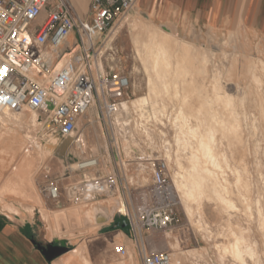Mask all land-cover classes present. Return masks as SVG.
<instances>
[{
  "label": "rangeland",
  "instance_id": "374dc122",
  "mask_svg": "<svg viewBox=\"0 0 264 264\" xmlns=\"http://www.w3.org/2000/svg\"><path fill=\"white\" fill-rule=\"evenodd\" d=\"M113 32L110 38L117 53L113 60L108 52L104 53V58L107 59L105 63L114 69H120L129 77L126 100L147 95L149 75L156 80L152 70L144 63L142 50L150 32H156L157 36L164 38L173 54V61L183 58L189 65L186 72L173 68L165 74L163 80L168 84L167 93L163 92L156 98L157 110L152 112L151 105L146 104V111L141 115L142 118L151 117L156 122L151 136L161 146L158 145L155 149L164 153L163 143L169 140L170 147L166 155L170 161L174 183H179L180 175H186L189 167L188 124L197 125L199 136L204 137L206 129L214 127V154L222 165V168L208 166L212 170V176L207 175L206 182L202 183L203 194L194 199L179 198L178 223L175 227L161 232L143 233L146 249L166 251L164 245L167 241L169 249L180 251V239L176 238L175 243L171 244L170 237L174 235L172 230H183L186 233L207 231L212 239L215 238L217 250L222 251L223 246H229L235 239V233L243 237V249L251 247L254 251L253 257L245 251L244 260L252 264H264V65L261 64L264 61L259 55L244 53L234 44V38L210 33L183 36L141 16H134L132 12L129 13L128 20ZM73 40L74 37L71 36L69 42L72 43ZM186 47L188 49L185 51ZM175 84L178 87L177 95ZM185 96L187 99H184ZM180 108L186 113H192V117L187 119L178 116ZM212 113L214 118L210 116ZM31 114V111L26 110L21 116L15 113L4 115L0 127L6 130L7 136L15 144H22V155H36L44 146L49 148L50 153L37 158L29 174L32 179L30 185L7 183L9 178L15 179L9 170L12 149L0 156L4 159V167L0 169V210L7 212L10 210L8 206H13L19 212L22 208L28 216L34 214L38 221L44 212L50 228L56 216L62 231L75 232L73 236L57 235L58 238L68 239L70 246L84 247L101 225H111V221L118 219L117 203L119 198L123 199L121 189L86 203L76 204L68 196L69 185L81 180L83 174L94 175L95 171L103 174L107 169L109 158L101 126L97 123L98 125L85 132L84 123H78L74 137L62 141L48 136L41 125L27 123V116ZM42 117L37 113L38 120H42ZM90 118L92 121L96 120L95 114ZM178 125H182L184 131L185 143L182 149H177L175 143ZM194 143L196 144L195 140ZM90 157L98 161L97 168L87 171L72 168ZM177 161L185 170L178 167ZM127 176L141 184L149 180L147 169L135 171L132 164L129 165ZM50 185L58 187L60 196L57 200L48 196L47 188ZM4 187L5 191L2 192ZM130 193L134 195L135 191L131 190ZM35 195L38 200L33 198ZM224 195L232 201L233 206H228L220 199ZM32 200L38 203V207L30 214L26 207L35 205ZM88 209L93 210L92 219L85 216ZM77 212L79 214L75 216ZM98 214L105 215V218L102 217L100 221ZM41 223L40 221L43 226ZM106 227L108 226L103 229ZM107 243L112 251L114 245H120L113 238H109ZM138 244L139 242L137 246ZM133 247L136 248L131 244L128 253L132 252ZM230 250L221 254L220 262H225L227 257L234 264H243Z\"/></svg>",
  "mask_w": 264,
  "mask_h": 264
},
{
  "label": "built area",
  "instance_id": "2783aa9c",
  "mask_svg": "<svg viewBox=\"0 0 264 264\" xmlns=\"http://www.w3.org/2000/svg\"><path fill=\"white\" fill-rule=\"evenodd\" d=\"M135 2L90 0L86 20L75 15L68 0H0V121L6 113L36 112L44 115L37 124L48 136L67 141L80 117L95 113L109 166L103 174H83L71 183L69 198L76 204L93 202L121 189L122 216L139 242L142 264H171L168 252L148 251L143 237L144 232L165 231L178 223L179 197L166 155L170 143H163L164 153L155 149L161 146L151 136L156 122L141 117L147 105L124 109L130 79L104 58L108 52L114 59L117 50L110 36L128 20ZM86 160L79 170L98 167L94 157ZM130 164L135 171L147 169L149 180L141 184L128 178ZM47 193L53 200L60 196L55 185ZM113 250L128 254L123 245Z\"/></svg>",
  "mask_w": 264,
  "mask_h": 264
},
{
  "label": "crops",
  "instance_id": "0c3cea01",
  "mask_svg": "<svg viewBox=\"0 0 264 264\" xmlns=\"http://www.w3.org/2000/svg\"><path fill=\"white\" fill-rule=\"evenodd\" d=\"M70 2L75 15L89 20L90 0ZM131 12L134 16H141L183 36L210 33L234 38V44L244 53L259 55L264 61V0H136ZM261 64L264 65L262 62ZM89 115L90 113H86L79 119V123L85 125V132L98 125ZM34 203L35 205L28 206H33L36 210L38 203ZM121 204L124 205V201L120 198ZM117 212L118 219L111 221V225H101L89 237L88 244L83 247L85 250L77 253L76 249L80 246H70L68 239H59L49 230V224L43 221L41 215L43 226L34 214L28 216L22 208L18 213L0 210V264H142L137 241L122 212ZM98 215L100 221L102 217L105 218V215ZM104 226L108 227L103 229ZM171 233L174 234L170 237L171 244L175 243L176 238L180 239V251L169 249L168 242L165 241L164 247L170 254L171 264H234L227 257L225 262L219 260L221 254L230 249L233 256L243 264H252L244 260V252L247 251L253 257L254 251L251 247L243 249V237L235 233L236 238L229 246H223L222 251L217 250L215 238L212 239L207 231L186 233L183 230H172ZM109 238L120 242L127 251L131 244L137 249L133 247L129 255L117 254L106 245ZM236 240L240 244L239 257L233 249ZM57 241H64L68 250L61 252L50 246H55Z\"/></svg>",
  "mask_w": 264,
  "mask_h": 264
},
{
  "label": "bare ground",
  "instance_id": "6f19581e",
  "mask_svg": "<svg viewBox=\"0 0 264 264\" xmlns=\"http://www.w3.org/2000/svg\"><path fill=\"white\" fill-rule=\"evenodd\" d=\"M69 4L72 6L70 0H69ZM113 34H114V32H113ZM148 37H149L148 40L142 45L143 46V49H142L143 55L145 57L144 63L146 62L147 63L146 67H148L152 70L156 80H153L152 77L149 75L147 78V84H146L147 95L139 96L133 100H124L123 101V107L125 110L128 109L129 104H131V105H135V104H138V105H146L147 104L148 105V104H150L151 108L153 109V110L152 109L151 110H152V112H154V110H157V108L155 107V106H157L156 105L157 104L156 98L158 97V95H160L161 93L166 92L168 90V88H167L168 84H167V82H165V80H163L165 74L168 71L172 70L173 68L176 70H182L184 72L189 70V65L187 64L185 59L181 58V59H176L175 61L172 60L173 54H172L171 50L168 48V45L166 44V41L164 40V38L157 36L156 32H150ZM69 38L70 37H68V41H69ZM184 44L186 46H189V44H187V43H184ZM186 49H188V48L186 47L185 51H186ZM158 79H159V81H158ZM174 88H175V94L177 95L178 87L176 84H175ZM152 95L154 96L153 98H152ZM184 99H187V96H185ZM227 101H228L227 103L230 104L229 100H227ZM22 113L23 112H18V113H15V115L21 116ZM31 113H32L31 115L27 116V123L34 125L35 123H37V120H38L37 113L36 112H31ZM8 114L9 113H6L5 115H8ZM92 114H95V113L91 112L89 117ZM177 115L182 117V118L189 119L192 117L193 114L192 113H186L182 108H180ZM42 116H43L42 119H44V115H42ZM82 116H84V115H82ZM95 116H96V114H95ZM210 116L212 118H214L215 115H214V113H212V115H210ZM187 134H188L187 146L189 147V156H188L189 167H188V169H186V172H185L186 175L185 174L180 175L181 179L179 180V183L178 184L174 183L176 191L178 193V197L180 199L182 197H185L187 199H194V198H197L199 195L204 193L202 183L205 180H207V178H208L207 175L212 176V170L210 167H208L209 165H211L212 167H216V168H222V165H221L218 157L214 154V140H215V129H214V127H208L206 129V136L204 137L202 135L199 136L197 125L188 124ZM194 140L196 141V144L194 143ZM175 143L177 145V149H180V148L182 149L184 146L185 137H184V131H183L182 125H178V131L175 134ZM14 145L16 146L15 148H14ZM21 145L22 144H19V145L15 144L12 141V139H10V137L7 136L6 130L4 128L0 127V156L7 153L8 150L12 149V152L10 154V160H9V170L12 173V176L15 177V179L11 180L9 178L8 180H6V182L9 184H18V185L28 184V185H30V184H32V179L30 178L29 174L32 171V168L34 167V164L36 163L37 158L38 157L42 158L46 154H49L50 152H49L48 147L44 146L41 148L40 145H38L41 148V150L37 151L36 155H29V156L28 155H22V153L20 152ZM86 163H88V162L86 159H84V160L78 162L72 168L73 169H75V168L79 169L80 167L85 166ZM177 165L179 168L184 169V167L181 165V163L179 161H177ZM3 167H4V159L0 158V169ZM175 179L176 178L174 177V180ZM237 181H239V177H237ZM213 188H214V185H213ZM1 191L4 192L5 187L2 188ZM180 192H181V194H180ZM224 192H226L225 187H224ZM221 197L222 198H220V199H223L228 204V206H233L232 201L229 198H227L226 195L221 196ZM33 198L35 200H38V197L36 195L33 196ZM79 203H83V202H79ZM26 208H28V211L31 214L33 211V207L27 206ZM8 209L18 213V209L14 208L13 206H8ZM117 210L119 212H123L125 210L124 205L118 204ZM78 214H79V212L75 213L74 215L76 216ZM85 216L87 219H92L93 210L92 209L86 210ZM41 218L43 219L44 222L48 223V217L44 212H42ZM49 230L52 233H55L56 235H58L59 237L65 235V234L73 236L75 233L72 230L68 231V232L62 231L60 224H59V219L56 216L54 217V223L51 226V228L49 227ZM235 238H236V236H235ZM238 240H236V242L233 244V249H234L236 255L239 257L240 256V250H239L240 244L238 245ZM82 249H83V246H80V247H78V249H76V252L79 253V252H81Z\"/></svg>",
  "mask_w": 264,
  "mask_h": 264
},
{
  "label": "water",
  "instance_id": "95a60500",
  "mask_svg": "<svg viewBox=\"0 0 264 264\" xmlns=\"http://www.w3.org/2000/svg\"><path fill=\"white\" fill-rule=\"evenodd\" d=\"M50 246L59 249L61 252H65L68 250V248L64 244V241H57V244L55 246L54 245H50Z\"/></svg>",
  "mask_w": 264,
  "mask_h": 264
}]
</instances>
